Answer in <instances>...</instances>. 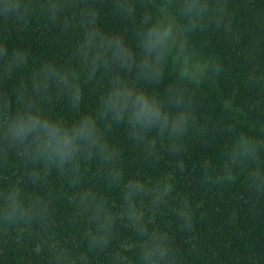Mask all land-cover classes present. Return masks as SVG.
<instances>
[{"label":"clouds","instance_id":"9594fccd","mask_svg":"<svg viewBox=\"0 0 264 264\" xmlns=\"http://www.w3.org/2000/svg\"><path fill=\"white\" fill-rule=\"evenodd\" d=\"M113 11L130 22L134 36L103 27L88 0H0L4 24L38 17L71 24L80 34L74 63L45 60L35 67L28 49H10L0 39V81L19 79L0 91V164L8 174L0 172V233L42 243L45 252L34 264H89L90 258L93 264H179V241L193 228L195 205L177 191L174 169L129 173L114 129L124 130L145 161L168 154L181 173L194 142L207 145L219 136L218 155L198 161L201 179L225 186L240 181L264 201V120L247 119L264 107L233 111V95L218 116L200 108L202 85L220 66L193 37L223 24L225 5L117 0ZM24 69L31 70L21 78ZM167 75L174 80L161 90ZM96 87V105L84 108L86 90ZM61 99L66 109L54 114ZM54 201H67L71 213ZM58 220L75 233L58 231Z\"/></svg>","mask_w":264,"mask_h":264},{"label":"trees","instance_id":"16d2710c","mask_svg":"<svg viewBox=\"0 0 264 264\" xmlns=\"http://www.w3.org/2000/svg\"><path fill=\"white\" fill-rule=\"evenodd\" d=\"M83 2V0H82ZM100 11V24L111 30L125 31L134 36L129 21L116 16L113 6L117 0H88ZM225 5V21L211 25L208 31L197 33L193 42L205 54L219 63L218 75L209 74L202 85L201 111L213 117L220 113V105L229 96H235L233 111L248 105L264 107V0H221ZM156 7L163 6V0H148ZM227 25V28L225 27ZM0 39L9 48L23 47L29 50L33 65L45 60L58 63L75 62L73 46L80 34L71 24L62 22L46 24L41 18L33 17L26 25L0 22ZM31 69H24L19 75L25 77ZM174 80L167 75L160 85L163 90ZM19 83V79L0 81V91L8 92ZM100 89L86 90L82 101L84 108L94 107L99 99ZM54 114L66 109V101L54 102ZM249 122L264 120V112L253 111ZM260 129L257 128L258 132ZM114 142L124 149L125 167L129 173L140 170L150 175L161 171H173L177 191L187 195L195 205V222L185 241H179L181 257L179 264H264V201H258L246 186L237 181L229 185L205 183L198 161L203 155H218L221 137L207 145L194 142L185 160L183 173L168 154L160 159L145 161L141 149L129 143L124 130L114 129ZM5 165L0 164V172ZM7 178V172H3ZM56 184V181H53ZM38 191V189H33ZM53 195H56L53 191ZM65 215L72 209L67 201H54ZM57 230L67 234L76 231L65 220H58ZM15 233H0V261L3 264H34L45 252L44 245L25 234L13 239ZM89 264H93L91 258ZM99 264V261L96 262Z\"/></svg>","mask_w":264,"mask_h":264}]
</instances>
